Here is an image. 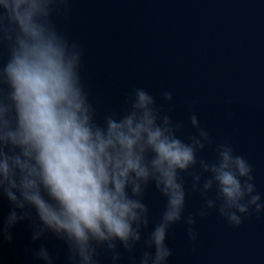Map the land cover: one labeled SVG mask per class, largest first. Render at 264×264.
Returning a JSON list of instances; mask_svg holds the SVG:
<instances>
[{"label": "clouds", "instance_id": "9594fccd", "mask_svg": "<svg viewBox=\"0 0 264 264\" xmlns=\"http://www.w3.org/2000/svg\"><path fill=\"white\" fill-rule=\"evenodd\" d=\"M70 0H0V197L10 202L0 236L31 222L33 242H63L66 264H169V233L183 225L199 238L198 219L215 212L239 228L264 216L253 164L216 141L193 109L171 114L174 96L143 87L102 116L83 79L84 49L60 28ZM211 151V156L205 153ZM190 181V183H189ZM164 198L153 219L146 193ZM201 201L187 211V199ZM139 250V255L136 253ZM36 260L56 264L45 244Z\"/></svg>", "mask_w": 264, "mask_h": 264}, {"label": "water", "instance_id": "95a60500", "mask_svg": "<svg viewBox=\"0 0 264 264\" xmlns=\"http://www.w3.org/2000/svg\"><path fill=\"white\" fill-rule=\"evenodd\" d=\"M58 24L83 46V79L101 116L122 108L134 87L158 102L170 90L173 117L187 121L194 109L216 141L249 159L264 196V0H70ZM146 203L158 219L164 198L150 189ZM200 203L190 195L187 211ZM10 207L0 197V224ZM196 230L195 244L182 224L170 231L169 264H264V216L233 228L212 212ZM11 233V242L0 236V264H43L32 254L41 243L66 264L63 242L51 234L33 242L30 221ZM101 264L112 262L102 253ZM119 264L133 261L125 253Z\"/></svg>", "mask_w": 264, "mask_h": 264}]
</instances>
